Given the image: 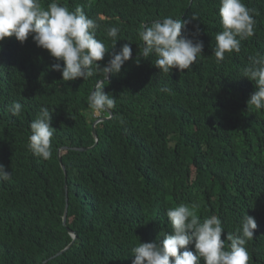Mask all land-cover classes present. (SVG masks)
I'll list each match as a JSON object with an SVG mask.
<instances>
[{
    "label": "trees",
    "instance_id": "1",
    "mask_svg": "<svg viewBox=\"0 0 264 264\" xmlns=\"http://www.w3.org/2000/svg\"><path fill=\"white\" fill-rule=\"evenodd\" d=\"M51 2L40 0L44 8ZM56 2L103 16L96 29L109 49L102 66L125 43L132 59L104 82L116 107L96 124V143L93 122L110 116L94 117L88 104L101 71L64 81L50 68L57 61L31 37L0 45V163L13 173L0 182V264H132L135 246L171 232L166 211L180 204L194 206L201 221L218 216L222 239L236 233L245 214L255 217L248 264H264V109L248 108L255 85L240 77L251 56L264 54V0H243L255 34L220 63L213 54L220 0ZM169 16L191 21L182 34L202 40L204 51L190 69L165 75L155 55L135 60L139 32ZM113 26L120 29L115 46L107 37ZM14 101L23 106L18 117L9 111ZM42 106L53 112L55 128L48 159L28 147L29 125Z\"/></svg>",
    "mask_w": 264,
    "mask_h": 264
},
{
    "label": "clouds",
    "instance_id": "2",
    "mask_svg": "<svg viewBox=\"0 0 264 264\" xmlns=\"http://www.w3.org/2000/svg\"><path fill=\"white\" fill-rule=\"evenodd\" d=\"M219 15L222 31L217 32L213 48L217 63L225 59L226 53H239L241 41L255 34L254 17L243 0H220ZM196 18L193 15V19ZM103 19V16L89 18L82 7L69 11L56 0H52L47 8L42 7L40 0H0V45L8 37L14 36L20 43L31 37L38 47L47 50L57 61L50 68L60 71L64 81L86 80L99 69L103 79L96 82L88 104L94 117L101 113L110 114L116 103L114 96L105 92L104 81L109 74L121 72L122 66L132 59L133 49L125 43L102 66L99 61L104 60L109 49L96 38V29L97 21ZM190 22L169 16L145 25L139 32L143 43L139 44V55L135 60L137 65L141 57L149 59L155 55L153 64L165 75L173 69L181 72L190 69L204 51L202 40L194 41L182 34V29ZM200 31L199 25H196L193 35L198 36ZM119 32L116 26L107 30V37L112 39L113 46L120 39ZM249 59L250 63L240 70V77H247L255 85V91L247 101L248 108L261 110L264 109V54L256 53ZM160 91L171 93L172 89L163 86ZM9 111L18 117L23 106L14 101ZM52 119L53 112L42 106L29 125L28 147L33 155L43 159L52 155L51 140L55 130ZM12 176V171L0 163V182L11 181ZM166 215L171 232L165 233L159 242H141L135 246L132 249L135 257L132 264H201V260L204 264H248L250 257L246 245L257 228L255 217L245 214L236 233H227L226 239H222L225 229L216 215L201 221L195 207L185 204L168 208ZM225 241L230 243L226 246ZM189 245H194V250Z\"/></svg>",
    "mask_w": 264,
    "mask_h": 264
},
{
    "label": "water",
    "instance_id": "3",
    "mask_svg": "<svg viewBox=\"0 0 264 264\" xmlns=\"http://www.w3.org/2000/svg\"><path fill=\"white\" fill-rule=\"evenodd\" d=\"M110 76H111V74H109V77L106 78V80H108V79L110 78ZM102 79H103V78H102ZM106 80H105V81H106ZM105 81H104V82H105ZM94 88H95V86H94ZM112 114H113V113L111 112V113H110V116H101V117H99L97 120H95V121L93 122V133H94V135H95V137H96V143L98 142V133H97L96 124H97L99 121H101V120H105V119L110 118V117L112 116ZM96 143H95L94 145L90 146V147H73V148H74V149H78V150H86V149H89V148L94 147V146L96 145ZM64 147L67 148V146H64ZM58 156H59V158H60V161L62 162V167H63L64 170H65V165H64V163H63V161H62V159H61V149H59ZM63 220H64V224L66 225V224H67V211L65 212V215H64ZM69 231L73 234L74 241H75V239L77 238L76 233H75L72 229H69ZM74 241H73V242H74ZM70 246H71V244L68 245L65 249L61 250L58 254L64 252V251H65L66 249H68ZM43 264H46V261H45Z\"/></svg>",
    "mask_w": 264,
    "mask_h": 264
}]
</instances>
